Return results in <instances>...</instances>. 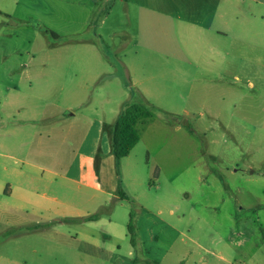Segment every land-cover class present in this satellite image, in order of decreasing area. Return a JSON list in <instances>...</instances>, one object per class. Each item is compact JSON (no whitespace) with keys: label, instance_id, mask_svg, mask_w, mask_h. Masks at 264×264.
Here are the masks:
<instances>
[{"label":"rangeland","instance_id":"rangeland-1","mask_svg":"<svg viewBox=\"0 0 264 264\" xmlns=\"http://www.w3.org/2000/svg\"><path fill=\"white\" fill-rule=\"evenodd\" d=\"M180 6L0 0V186L34 192L0 196V264H264V45L217 58L177 21L139 24L142 7ZM133 104L155 116L105 159ZM92 129L100 189L68 179L80 158L67 175Z\"/></svg>","mask_w":264,"mask_h":264},{"label":"crops","instance_id":"crops-1","mask_svg":"<svg viewBox=\"0 0 264 264\" xmlns=\"http://www.w3.org/2000/svg\"><path fill=\"white\" fill-rule=\"evenodd\" d=\"M140 1V0H135ZM171 3L175 0H165ZM179 1V0H177ZM182 6L175 7L174 9H166L156 11L147 7H142L139 13V24L145 26L148 24L159 25L160 31H167L165 26L172 24L174 21L180 23L181 28L184 29L188 34V38L193 41L195 48L208 46L211 54L215 57L228 58L229 52L221 50L229 40L233 42L235 46L239 47L241 54L246 56L247 50L257 49L264 45V27L256 23V20L262 19L264 21V14L253 10V6L257 8H264V0H180ZM249 2L252 6V10L247 11L245 5ZM258 11H263L259 9ZM84 25H87L85 20ZM150 29V27L148 28ZM240 60L246 64L245 58ZM251 85L254 83L250 82ZM117 119V118H116ZM116 120L112 123V126ZM108 125V123H105ZM104 124V125H105ZM95 126V124H94ZM109 126V125H108ZM1 135L2 132L0 131ZM17 135V133H16ZM6 137V135H4ZM93 129L89 131L88 136L83 141L82 145L78 150V153L71 165L67 169V175L70 174L77 160L80 158L77 164L78 177L70 178V181L76 182L80 185L83 184L85 177L84 171H87L86 177L89 182L97 181L93 187L100 189L101 182L100 177L95 170L96 156L93 154ZM103 143V139H102ZM100 149L101 155L107 158H113L111 152H103V144ZM104 182V180H103ZM109 184L107 191H103L102 194L105 196H116L117 189L111 183ZM84 185V184H83ZM90 184L85 183L84 186ZM16 193L18 196L29 200V197L34 195V192L18 187L16 190L10 185L0 186V196L4 198H11ZM106 200H103L100 204L105 205ZM36 207L39 212L41 209L46 210L47 205L36 202ZM6 212H9L6 210Z\"/></svg>","mask_w":264,"mask_h":264},{"label":"trees","instance_id":"trees-1","mask_svg":"<svg viewBox=\"0 0 264 264\" xmlns=\"http://www.w3.org/2000/svg\"><path fill=\"white\" fill-rule=\"evenodd\" d=\"M155 116L153 109L146 105L133 104L128 105L119 115L116 122L112 126L110 134L111 155L115 161L127 158L133 149L140 142V133L138 124L149 120ZM120 199H126L127 196L118 190ZM101 217V213L93 214L87 217L89 221H96ZM128 231L132 236V242L135 244V229L133 226V217L131 215Z\"/></svg>","mask_w":264,"mask_h":264}]
</instances>
